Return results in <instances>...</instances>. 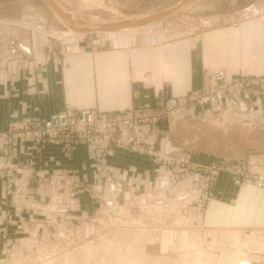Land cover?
I'll list each match as a JSON object with an SVG mask.
<instances>
[{"label": "crops", "instance_id": "crops-1", "mask_svg": "<svg viewBox=\"0 0 264 264\" xmlns=\"http://www.w3.org/2000/svg\"><path fill=\"white\" fill-rule=\"evenodd\" d=\"M183 1L147 17L100 23L142 21L128 29L95 32L104 34L110 47L94 52L88 44L70 43L67 37L81 36L71 31L91 26L72 22L59 0H0V130L13 119L48 118L68 106L124 111L154 106L162 92L180 97L213 83L264 75V0H206V20L194 18L190 27L176 21L163 31L157 28L156 33L142 30L188 11L189 6L193 15L204 4V0H189L177 8ZM51 2L65 15L56 13ZM195 3L198 7L193 8ZM221 6L225 10L219 12ZM152 17L156 18L149 20ZM56 20L67 33L56 30ZM159 33L165 38L154 36ZM55 36L66 46L61 56L44 52L55 46ZM95 41L91 45L106 46ZM60 59L64 62L61 71L57 69ZM13 60L21 64L11 66L17 63ZM262 90L258 86L240 90L220 103L191 110L173 126L169 122L141 125V144L160 154L181 153L199 166L234 167L247 161L253 172L264 171ZM15 149V182H10L8 172L0 174V256L28 255L27 247L36 248L44 237L54 238L51 228L56 222L73 226L76 239L89 238L93 231L87 223L103 210L102 196L108 186L112 208L114 200L126 192L118 203L121 211H111V218L135 217L142 205L137 196L153 192L159 179L165 192L181 195L174 199L182 212V226L177 228L184 229L186 237L191 232L193 240L188 239L212 258V264H264V191L253 185L237 186L232 176L221 174L203 213L198 204L202 174L173 172L147 152L112 146L98 156L91 145L66 151L59 145L39 146L27 140L17 141ZM170 179L172 184L167 185ZM161 188L156 194L165 203L168 199L163 198ZM19 189L27 191L37 207L46 206L48 214L26 210L12 199L11 193ZM59 189L64 195L55 198ZM202 237L219 248L218 259L194 241L200 243ZM59 238L69 236L60 231ZM43 248L38 249L43 252ZM22 259L16 258V264H25Z\"/></svg>", "mask_w": 264, "mask_h": 264}, {"label": "rangeland", "instance_id": "rangeland-1", "mask_svg": "<svg viewBox=\"0 0 264 264\" xmlns=\"http://www.w3.org/2000/svg\"><path fill=\"white\" fill-rule=\"evenodd\" d=\"M59 1L66 8V13H70L72 15V19L74 20L72 22H76L77 24H79V26L81 25L83 27H85V26L86 27H89V26L92 27L95 25H99L100 23L111 22V21H116V20H121V19H127L128 17H137V16L147 17L148 15H152L156 12H159L162 9H165V8L171 6L173 3L178 2L180 0H59ZM197 3H198V1H197ZM197 3H195L196 4L195 7L193 5V8L198 7ZM207 6H208V3L206 0H204V4H203V6H201L200 11H197V10L194 11L193 15L190 13L191 11H189L191 8L189 6L188 11L184 10V13L180 12V13H178V14L170 17V18H166L165 20H163L159 23H156L153 25H148V26L144 27L142 30H150V31L154 30L153 32L156 33L155 30H157V28H158V30L163 31L167 26H169V25L172 26V23H174L176 21L180 25L183 24L182 25L183 27L184 26L190 27L193 24L192 20H194V18L195 19L200 18V19H202V21L206 20L205 17H206V13H207V9H206ZM224 10L225 9L223 6H221L218 9L219 12H222ZM55 27H56L57 31H60L59 32L60 34L68 32L67 29H64L62 27V25L60 23H58L57 20L55 21ZM71 32L72 33L74 32V34H75L76 32L78 33L80 31H71ZM80 33H81V36L67 37V38H69L70 43H74V42L78 41L80 43H83V45L88 44L89 49L94 51V52H97V50H98V52H100L102 49L103 50L109 49L110 46L107 47L105 41L106 42H110V41H108V39H105L106 36L104 34L102 35V34H98V33H94V32H93V34L87 33V32L86 33L80 32ZM161 33H163V32H161ZM161 33L156 34L154 36L156 38H158L157 36H159L161 39H164L165 38L164 36H160ZM82 34L83 35L89 34V35L84 37V36H82ZM95 36H98V37H95ZM109 36L110 35H108V37ZM55 37H56L55 38V40H56L55 46L50 48L48 51H44V52H45V54H48V55H54L55 54V55L61 56V54H63L64 50L66 49V46L61 44V41H59V39H57L58 38L57 36H55ZM95 38L98 42H101V44L104 43L106 46H99V45L93 46V45H91L92 43L96 42ZM109 38H111V37H109ZM0 47L2 50L3 47L2 46H0ZM14 61L16 62L17 60H13L12 62H14ZM10 63H6V64L9 65ZM58 63H59V64H57L58 66L55 65V68L57 66L58 67L57 69L59 71H61L62 66L64 65L63 59H60V61ZM18 64H21V63L19 61H17V63L15 65L11 64V66H16ZM2 66H4L3 63H2ZM10 69H11V67H10ZM12 69H14V67H12ZM17 69L19 70L20 68L17 66ZM14 70H16V68ZM24 74H26V71H24ZM159 95L160 94H158V96ZM68 109L82 110V109H78L75 107L68 106L63 112L58 113V114H62L64 112H66ZM94 109H96V108H94ZM96 110H98V109H96ZM100 111H103V110H100ZM54 115H57V114H54ZM54 115H51L48 118L27 117V118L13 119L10 123H13L15 121H34L36 119L48 120ZM174 123H176V122H174ZM174 123L169 122V126L170 125L173 126ZM9 124H8V126H9ZM8 126H7V128H8ZM0 131H3V130H0ZM132 134L135 135L134 133H132ZM27 141H29V140H27ZM29 142H32V141H29ZM32 143L35 144L34 142H32ZM35 145L42 146L41 144H35ZM46 145H59V146L63 147L60 144H46ZM15 147H16V144L14 145V151H13V160H12L13 170H14V157H15V150H16ZM166 155H169V154H166ZM1 156H2V146L0 145V160H1ZM152 157H154V156H152ZM154 159H155V157H154ZM191 163L193 164V162H191ZM161 164L165 165L163 162ZM166 166L170 167L173 170V172H174V170L177 172L180 171V169H175L173 167L174 165H168L167 164ZM14 172H15V170H14ZM182 172L187 173L188 171H182ZM199 173L201 174L202 172H199ZM230 176H232V175H230ZM201 177H203V175ZM157 181H158L156 183L157 185L155 184V186H154L155 189L153 192L147 193V194H141L140 197L137 196V198L139 200H141L142 205L140 208H137L138 214L134 215L135 217H131L130 215L124 217L123 215H120L119 217H116L113 219L111 218V216H110L111 211H115L118 213H119V210L121 211V209L118 208V203L122 198L124 199V197H126V192L123 191L122 197L118 198L119 200L118 199L114 200L115 207L112 208L108 202V201L112 200V195L109 191L111 189V186H108L107 190L104 192L105 194L104 195L102 194L103 195L102 196V203H104L103 210H101L100 212L98 211L97 215L94 218H92L93 221L90 223H87L89 226H87V224H85L89 229H92V231H93L92 236H90L87 239H84V238H77L76 239L74 237V234H75L74 230L72 229L73 226L70 228L68 226V224H64L62 222H60V223L56 222V223H54L55 228L54 229L51 228L52 231H54L53 232L54 233L53 239L49 238V240H48V239H46L47 237H44V238L39 240L36 248L32 249V247H30V246L27 247L26 250L28 252V255H14L13 256L11 254V255H6V256H0V258L2 259L0 261V264H16V260H15L16 258H21V259L23 258L22 260H23V263H25V264L26 263L27 264H67L65 262V260L67 258H69L68 264H84L85 263L84 261L86 259H88L87 262L89 264H125V260L130 259L133 256L132 255V247L137 242V240L134 239V237H132V236L135 233H141V232H148L149 233V231L152 233H157L155 231H158L160 233V236H163L162 240L164 242L161 240L160 244L159 243L155 244L152 246V248L150 250H148L149 252L147 253V255L145 257V260L143 261L144 264H185L187 261L195 258L197 256V254L204 255L203 251L198 250L199 248H196V246L198 247V245L194 244V243L192 244V242L190 241L193 239L190 237L191 232H189V230H188V237L190 240L188 239V237H186V238H187V241L190 244H192L193 248H184V246H181V237L183 235L182 232L185 233V231H181L184 229H179L177 227L182 226L181 224L180 225L178 224V222H181L180 219L182 216L180 217V215H182V212H181V209L179 207L180 202L178 203L177 206H176V203H174V199H177L181 195H176L174 191H168L167 190V192H165L161 188L162 185H159L160 180L158 179ZM14 182H15V177L13 176L11 183H14ZM169 182H171V184H172L171 179H170V181H168L167 185L169 184ZM234 183H235V181H234ZM237 186H239V185H237ZM240 187H242V186H240ZM160 188L162 189L161 192L163 194V198H165V200L168 199V201L165 203H160L158 201V196L156 193L160 190ZM117 191H119V190H117ZM120 191L122 192V190H120ZM23 192H24V190H21V189L15 190L14 192L11 193L10 197L14 200L16 199V200L20 201L21 204L24 205L23 208L26 210H30V211H34V212L41 210V211H39V212H42L40 214L41 216L48 214V212H47L48 210L46 209V206L39 205L40 207L39 206L37 207V205H35L34 202L33 203L31 202V200H30L31 197L28 194V192L27 191L24 193ZM203 192H205V190L200 187V193H199L200 197L198 200V204L200 206L201 211L203 213H205V211L208 209L210 203L205 204L204 201L202 200V193ZM212 192H213V190H212ZM55 193H56L55 198H57L58 196L60 198H62L64 195L63 191L60 189L57 190ZM136 195H139V193H136ZM45 197H47V196H45ZM163 198L161 199V201H163ZM191 198H193V197H191ZM36 204H37V202H36ZM157 207H160L162 210H160V211L156 210ZM179 210H180V214H179ZM175 217H176V219H175ZM127 218H130V219L127 220ZM115 223L118 224L116 227H114ZM47 225L48 224H45V226H47ZM81 226H84V225H81ZM185 226H187V225H186V222L184 220V227ZM44 230H48V228L46 227ZM134 230H135V232L133 233ZM60 231L63 232L65 236H69V238L68 239L59 238V232ZM98 231H100V232L98 233ZM126 231L131 232V234H132V235H130L131 237L126 235ZM70 234L72 235L71 237H70ZM98 234H100V235H98ZM124 235L126 237H124ZM148 236H150V235H148ZM87 241H89V242H87ZM194 241H196L199 244V246L203 250H205L208 254L214 255V257H215L214 259H218L220 257L218 255L219 254L218 253L219 248L214 247V245H212V241L208 240L207 237H204V238L202 237V240L200 243L197 240H194ZM85 242H87V243L92 242L94 244L93 248H91V249H93L92 250L93 252L86 253L85 249H86L87 243H85ZM216 243L220 244V245L222 244L221 241H219V242L216 241ZM131 244H133V246ZM182 245H183V243H182ZM39 247H41V248L45 247L43 249H46V250L43 252H40V250L38 249ZM24 249H25V247H24ZM185 250H187V251H185ZM180 251H183L184 253H182ZM157 252H159L161 254H155ZM44 253H45V255H44ZM164 255H166V256H164ZM204 260L205 261L206 260L211 261V264L213 262L212 258L207 257L206 255H204Z\"/></svg>", "mask_w": 264, "mask_h": 264}, {"label": "built area", "instance_id": "built-area-1", "mask_svg": "<svg viewBox=\"0 0 264 264\" xmlns=\"http://www.w3.org/2000/svg\"><path fill=\"white\" fill-rule=\"evenodd\" d=\"M252 86H258L264 92V75L242 77L233 82L213 83L201 91H192L180 97H170L166 92H162L159 102L154 106L112 112L68 109L48 120L15 121L10 123L6 130L0 131V174L8 172V179L12 182L14 145L19 140H29L41 145L60 144L66 151H72L81 144L91 145L98 156L107 154L112 146L147 152L159 163L174 165L175 169L202 172L201 188L205 190L202 200L205 204L210 203L216 180L223 173L232 175L239 186L253 185L264 191V171L253 172L250 162L242 161L234 167L219 163L199 166L192 164L181 153L166 155L152 148H145L140 139L141 125L178 122L187 118L191 110L220 103L236 92Z\"/></svg>", "mask_w": 264, "mask_h": 264}, {"label": "bare ground", "instance_id": "bare-ground-1", "mask_svg": "<svg viewBox=\"0 0 264 264\" xmlns=\"http://www.w3.org/2000/svg\"><path fill=\"white\" fill-rule=\"evenodd\" d=\"M175 9V8H174ZM71 26L73 27V25L71 24ZM95 27V26H94ZM77 30V29H76ZM80 30V29H79ZM78 31V30H77ZM118 31V30H117ZM80 32L83 33V31L81 30ZM95 32H99V31H95ZM94 32V33H95ZM85 33V32H84ZM90 33V32H89ZM93 33V32H91ZM263 191V190H262ZM155 208V207H154ZM171 208V207H170ZM156 210L160 211L162 210L160 207H157ZM173 214V213H172ZM177 216V215H176ZM174 218V217H173ZM176 219V217H175ZM180 219V218H179ZM181 222H178V224H182V220L180 219ZM148 229V228H147ZM155 231V230H154ZM125 232V231H124ZM135 232V230L133 231V233ZM157 233H152L149 231L148 232H141V233H135L132 237H134V239L137 240V242L134 244H131L133 247H132V257L130 259H127L125 260V264H144V260H145V257L147 255V253L149 252L148 250H150L152 248L153 245L155 244H160L163 236H160V233L158 231H155ZM151 233V234H150ZM182 237H181V246H184V248H193L192 247V244H190L188 241H187V238H186V234L184 232H182ZM126 235H128L129 237H131L130 235L131 232L130 231H126ZM150 235V236H148ZM124 237H126L124 235ZM166 238V237H165ZM163 241V240H162ZM164 242V241H163ZM183 243V245H182ZM94 244L91 242V243H87L86 244V253H89V252H93L91 248H93ZM183 248V249H184ZM106 250V249H105ZM84 251V250H83ZM84 251V252H85ZM95 251V250H94ZM187 251V250H185ZM190 251V250H189ZM106 252V251H105ZM182 253H184L183 251H180ZM196 252V251H195ZM175 253V252H174ZM137 254V255H136ZM204 255H206L204 253ZM204 255L202 254H197V256L189 261H187L185 264H210V261H205L204 260ZM208 257V256H207ZM186 258V257H185ZM88 259H86L84 262V264H89L88 262ZM155 261V260H154ZM65 262L68 264L69 263V258H67L65 260ZM163 262V261H162ZM242 264V263H241ZM243 264H249L248 262H245Z\"/></svg>", "mask_w": 264, "mask_h": 264}, {"label": "water", "instance_id": "water-1", "mask_svg": "<svg viewBox=\"0 0 264 264\" xmlns=\"http://www.w3.org/2000/svg\"><path fill=\"white\" fill-rule=\"evenodd\" d=\"M189 0H184L181 4H179L177 6V8H180L183 4H185L186 2H188ZM53 8L55 9L56 13H58L59 15H61V13L63 15H65L62 11H60V9L57 7V5L53 4L51 2ZM175 9H171L167 12H164L163 14L161 15H165V14H168L170 13V11H173ZM156 17H152V18H149V20H153L155 19ZM65 21V20H64ZM67 24H68V21H66ZM142 21H132V22H121V23H116V24H104V25H98V26H95V27H91V28H83V29H80L78 31H83V32H87V33H91V32H95V31H99V32H109V31H119V30H122V29H128V28H131V27H134V26H138L139 24H141Z\"/></svg>", "mask_w": 264, "mask_h": 264}]
</instances>
